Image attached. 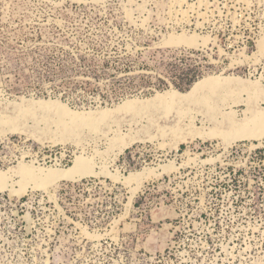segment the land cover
<instances>
[{"label": "rangeland", "instance_id": "rangeland-1", "mask_svg": "<svg viewBox=\"0 0 264 264\" xmlns=\"http://www.w3.org/2000/svg\"><path fill=\"white\" fill-rule=\"evenodd\" d=\"M263 112L264 0H0V171L107 172L1 190L0 264H264Z\"/></svg>", "mask_w": 264, "mask_h": 264}, {"label": "bare ground", "instance_id": "bare-ground-1", "mask_svg": "<svg viewBox=\"0 0 264 264\" xmlns=\"http://www.w3.org/2000/svg\"><path fill=\"white\" fill-rule=\"evenodd\" d=\"M183 44H185V43H183ZM207 82L208 81L205 79V80H201V81L197 82L196 84H194V87L192 88V93L194 91L196 92L200 85H203V84L206 85ZM219 86H220V84L214 82L213 80L211 81V86H210L211 90H214L215 88H218ZM189 94H191V93H189ZM189 94H181V93L172 92V96L178 95L181 98H187ZM163 96L164 95H162V94L161 95L157 94L154 100L163 101ZM202 101L205 102L206 99H202ZM127 103H130V102H127ZM84 122H85V120H84ZM86 123H87V121H86ZM87 125H89V124H87ZM232 126L235 127V129L232 132H222L221 131L220 136L222 135L225 138H228L230 140H232L234 138L233 137L234 135H236L238 138L261 137L264 134V112L263 113H256L254 116H252L250 119H248L246 122H244L240 125H236V124L232 123ZM94 130L96 131V129H94ZM214 134H216V133H214ZM226 141H227V139H226ZM131 142H133V141H131ZM161 167H162V169H165L167 167V165H161ZM17 173L19 174L20 179L17 181H14V179L12 178V175L9 174L8 171H6V172L0 171V191L1 190L2 191L8 190L10 193H17L18 194V193L24 192L26 190V187L29 184H31L32 188L46 189L48 185L56 183V182H60V181H64V180H79V179H81L87 175L88 176L89 175H91V176L95 175L96 176L99 174H106L107 172L103 169H101L100 171L95 170L93 165H92V162L88 158L81 156V157L75 158L72 165H70L69 167H65V168H59V167H55V166L54 167H47V168H32V167L27 166L25 164H21L19 169H17ZM156 173H157V170L155 168H144L140 171L131 172L130 174L124 176L123 181L127 182V183L134 182L135 184L139 185L142 180H144L148 177H151V176L155 175ZM15 183L18 185V188H15Z\"/></svg>", "mask_w": 264, "mask_h": 264}]
</instances>
